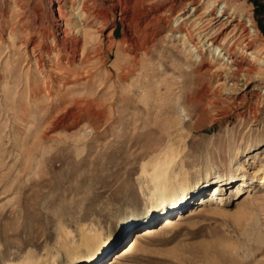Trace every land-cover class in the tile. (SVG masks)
<instances>
[{"label":"rangeland","instance_id":"obj_1","mask_svg":"<svg viewBox=\"0 0 264 264\" xmlns=\"http://www.w3.org/2000/svg\"><path fill=\"white\" fill-rule=\"evenodd\" d=\"M122 1L0 0V264L39 246L30 259H44L40 249L79 216L110 234L95 259L79 264H264L262 187L245 200L219 191L205 207L198 185L166 214L141 203L123 212L146 180L141 165L169 148L177 154L172 166L199 170L200 183L236 174L257 184L264 93L256 87L264 79L232 97L220 93L208 55L190 74L181 38L164 37L165 21L139 52L143 21L167 4L140 0L126 11ZM236 2L253 11L264 47V0ZM82 3L91 12L84 29L97 34L83 55L73 14ZM54 42L60 50L49 58ZM163 78L174 86L162 84L163 104L146 106L138 96ZM144 227L150 232L132 242Z\"/></svg>","mask_w":264,"mask_h":264},{"label":"bare ground","instance_id":"obj_2","mask_svg":"<svg viewBox=\"0 0 264 264\" xmlns=\"http://www.w3.org/2000/svg\"><path fill=\"white\" fill-rule=\"evenodd\" d=\"M160 1L167 5L162 7L159 16L157 18L150 17L143 21V25L140 27L141 33L145 38L136 43L139 52L146 50L148 44L161 29V24L165 21V24L162 25L164 37L179 36L181 38V44L186 48L188 59H191L188 63L190 74H194L201 68L205 62V55H208L207 59L213 66L211 72L214 73L217 81L214 89H217L220 93L232 97V95L234 96L244 91L254 81L264 79V47L258 45L260 28L255 20L253 11L248 8V4L244 2L237 3V0ZM122 2L126 6V11H129L127 8L133 10L140 3V0H123ZM153 2H156V0H148L147 4L150 3L152 5L151 3ZM83 3L79 6L80 10L73 11V14H78V18L82 22V24L76 25L77 31L83 30L81 31L83 38L81 55L93 47H91L92 42L97 38L95 31L90 32L91 28L84 29L88 25L87 16L91 12L88 10L89 7L86 8ZM51 11L58 12L57 5L53 6ZM145 13L140 12L139 19H142ZM54 16L58 18V13L57 16L54 13ZM136 25H138V20L134 23V26ZM59 50V46L54 42V45L46 51L47 56L54 58L58 55ZM65 56V59H68V56ZM250 60H257L259 67L256 69L252 68L249 65ZM139 64L136 62L135 65ZM140 69L146 71L150 68L142 65ZM129 72H132V70ZM172 81L167 78L160 79L154 84V90H148L138 97L145 102L146 106L148 103L155 107L162 105L164 97L159 93L160 87H163L161 86L162 84L166 87L172 86L174 83ZM77 82V80H74L73 84ZM256 88L264 93V86L257 85ZM257 151L255 150L254 158L257 155ZM262 153L264 154V150ZM176 156L177 154L172 148H169L141 165L139 176L144 177L146 180L131 195L132 204L126 205L123 212L129 213L128 210H135L136 207H139L137 205L141 203L150 213L154 211V213L166 214L180 204L186 193L198 185L203 186L201 199L204 197L208 200V203L204 204L205 207L211 206L209 202H214L213 198L221 195L219 191L222 190L223 192L227 190L229 195L236 194L238 196L245 194L243 199L245 200L256 195L259 192L258 188L262 187L263 190L260 192L264 195V158L260 165L261 169L258 170L259 172L252 171L254 176L259 173L257 184H247L245 178L236 181V174H230L229 181H225L226 179L218 175L215 177V181L206 184L199 182L202 178L199 170H191L185 167L174 168L172 164ZM240 168L244 169L245 172H250V170H247L248 168H244L242 163H237L236 170ZM130 171L132 169L126 170L125 174H129ZM204 176L208 177L207 170L204 172ZM148 183L150 186H147ZM146 186L149 188L147 190L144 188V191L143 187ZM244 188L245 190L243 191ZM113 208L110 207L106 215L112 213ZM114 212L116 211L114 210ZM116 213L120 214L122 212ZM163 222L167 223V218ZM106 228L104 224H90L85 216H79L70 225L63 227L53 242L45 243L46 245L40 249L46 253L44 259L38 261L34 257L30 259L31 255L40 248L39 246L29 250L18 261H7L5 264H56L59 261L64 263L65 259L68 260L65 264L87 262L95 259L102 247L109 242L110 234ZM149 232L150 230L145 227L135 231L132 242H135L143 235H147Z\"/></svg>","mask_w":264,"mask_h":264}]
</instances>
